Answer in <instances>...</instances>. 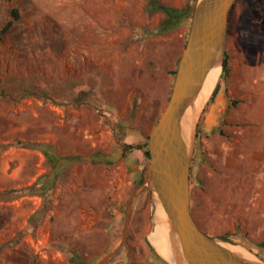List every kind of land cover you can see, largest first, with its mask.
<instances>
[{
    "label": "rangeland",
    "instance_id": "1",
    "mask_svg": "<svg viewBox=\"0 0 264 264\" xmlns=\"http://www.w3.org/2000/svg\"><path fill=\"white\" fill-rule=\"evenodd\" d=\"M149 1L0 0V264H171L151 240L150 159L120 140L148 142L197 1ZM229 19L232 72L198 111L191 209L264 259V0H236Z\"/></svg>",
    "mask_w": 264,
    "mask_h": 264
},
{
    "label": "water",
    "instance_id": "2",
    "mask_svg": "<svg viewBox=\"0 0 264 264\" xmlns=\"http://www.w3.org/2000/svg\"><path fill=\"white\" fill-rule=\"evenodd\" d=\"M235 2L197 1L172 93L149 134L150 164L144 173L143 184L151 194L155 220L153 233L160 225L164 228L169 225L167 238L173 241L180 264H264L257 256L246 257L222 245L220 240L223 239L203 231L191 209L190 175L198 115L192 133H184L183 121L187 110L195 104L207 73L218 64L223 65L230 11ZM167 11L179 17L189 10L169 7ZM162 207L168 221H163L159 214Z\"/></svg>",
    "mask_w": 264,
    "mask_h": 264
},
{
    "label": "bare ground",
    "instance_id": "3",
    "mask_svg": "<svg viewBox=\"0 0 264 264\" xmlns=\"http://www.w3.org/2000/svg\"><path fill=\"white\" fill-rule=\"evenodd\" d=\"M221 70H222V67L220 64H218L217 66L212 68L207 73V75L205 76L203 83H202V86L200 88V91L198 93L197 99L195 101V104L187 110V113L185 115V119L183 121L184 133H186V132L192 133V131L194 129V120H195V118H197L198 111H201L206 100H208L209 97L211 96V94L215 88V85H216L217 77H218ZM159 212H160L159 214H161L162 220L168 221V217H167L163 207L159 210ZM169 231H170L169 225H167L166 228H164L163 225H160L158 227L157 231L151 235V240H152L153 244L157 247V249L159 250V252L161 253V255L163 257H165L172 264H180L178 257H177V253L175 252L173 241L171 242L167 238V236L169 235ZM220 242L222 245L228 246V247L242 253L246 257H249V258L255 257L251 252H249L247 249H245L241 245L233 244V243L226 242L223 240H220Z\"/></svg>",
    "mask_w": 264,
    "mask_h": 264
},
{
    "label": "trees",
    "instance_id": "4",
    "mask_svg": "<svg viewBox=\"0 0 264 264\" xmlns=\"http://www.w3.org/2000/svg\"><path fill=\"white\" fill-rule=\"evenodd\" d=\"M195 1H198V0H195ZM159 8H161V4H160L159 0H150L148 5H147V10L150 11V12H152V11H154L156 9H159ZM13 14H14L15 17H18V18L20 17V13L18 12L17 9L13 10ZM171 18L173 19V17H171ZM173 23L174 22H172L171 24H173ZM166 27H169V26H166ZM231 72H232V66H231L230 54L228 52H226L225 58H224V61H223V65H222V73L220 75V78H219V81H218L217 85L215 86V88H214V90H213V92H212V94H211V96H210V98H209V100L207 102V106H209L210 104H212V103H214L216 101V98H217V96H218V94L220 92L221 86H222V81L224 79H227L228 77H230ZM176 73H177V68L172 71V74L174 76H176ZM7 95L8 94L3 89L2 82L0 80V96H7ZM233 103H235V101ZM199 131L200 130H198V134H199ZM147 139H149V136H147ZM120 145H121L125 155L128 154V153H131L134 150L141 149V150H143L145 156L148 159H150L149 150H148V142H145V143H134L133 144V143H127L125 141L120 140ZM74 159L78 160L80 158L76 157ZM140 183H144V171H142V177L140 179ZM228 235H229V233H226L225 235L221 236V238L226 240V241H230V239L228 238ZM232 243L234 244V242H232ZM152 249L154 250V248H152ZM74 257L76 259H79V255H78L77 252L74 253Z\"/></svg>",
    "mask_w": 264,
    "mask_h": 264
},
{
    "label": "crops",
    "instance_id": "5",
    "mask_svg": "<svg viewBox=\"0 0 264 264\" xmlns=\"http://www.w3.org/2000/svg\"><path fill=\"white\" fill-rule=\"evenodd\" d=\"M125 142H127V143H140L139 141L138 142H133L132 140H130V138L129 137H127V139H125ZM121 149H122V147H121ZM135 152H138V156H141V155H143L144 154V152H143V150H141V149H137V150H134V151H132L131 153H128V154H124V152H123V150H122V154H124V156L128 159V158H130V155L132 154V153H135ZM145 163V162H144ZM144 163H143V165H138V167H139V170H138V172L140 173V178H139V180L141 179V177H142V168L144 167ZM141 166H143L142 168H141ZM107 189H111V188H109L108 186L107 187H105V190H107ZM193 214V213H192ZM193 217L195 218V220H196V222L198 223V225L200 226V228L203 230V231H205L206 233H208L205 229H203L202 228V226H201V224L198 222V220H197V218L195 217V215H193ZM209 234V233H208ZM212 236V235H211ZM78 253V252H77Z\"/></svg>",
    "mask_w": 264,
    "mask_h": 264
}]
</instances>
